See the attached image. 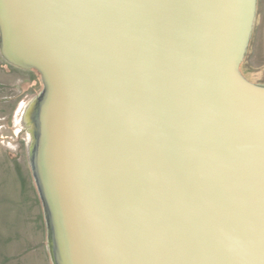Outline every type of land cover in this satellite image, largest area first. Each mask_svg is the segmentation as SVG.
Masks as SVG:
<instances>
[{"label": "water", "instance_id": "obj_1", "mask_svg": "<svg viewBox=\"0 0 264 264\" xmlns=\"http://www.w3.org/2000/svg\"><path fill=\"white\" fill-rule=\"evenodd\" d=\"M254 9L0 0L3 50L45 87L34 163L63 264H264Z\"/></svg>", "mask_w": 264, "mask_h": 264}, {"label": "rangeland", "instance_id": "obj_2", "mask_svg": "<svg viewBox=\"0 0 264 264\" xmlns=\"http://www.w3.org/2000/svg\"><path fill=\"white\" fill-rule=\"evenodd\" d=\"M3 49L0 26V264H63L34 163L44 83ZM238 70L264 86V0H255Z\"/></svg>", "mask_w": 264, "mask_h": 264}]
</instances>
